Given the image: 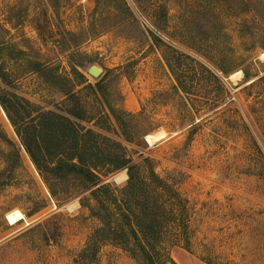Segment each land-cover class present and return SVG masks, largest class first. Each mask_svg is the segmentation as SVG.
<instances>
[{"label":"rangeland","instance_id":"374dc122","mask_svg":"<svg viewBox=\"0 0 264 264\" xmlns=\"http://www.w3.org/2000/svg\"><path fill=\"white\" fill-rule=\"evenodd\" d=\"M263 53L264 0H0V95L19 124L69 121L184 199L158 264H264ZM64 176L53 195L0 104V264H76L99 240L91 191ZM89 262L141 264L109 240Z\"/></svg>","mask_w":264,"mask_h":264},{"label":"trees","instance_id":"16d2710c","mask_svg":"<svg viewBox=\"0 0 264 264\" xmlns=\"http://www.w3.org/2000/svg\"><path fill=\"white\" fill-rule=\"evenodd\" d=\"M178 65L181 67V64ZM170 69L181 83L174 67L170 65ZM79 77L84 80L83 76ZM180 87L186 91L183 84ZM0 104L32 163L40 173L46 174L44 180L51 193L55 195L56 183L63 182L64 175L69 174L83 183L96 201L98 210H94V216L101 222V228L96 231L99 240L82 252L76 264L96 261L100 241L108 240L124 245L141 264H158L161 261L155 244L164 239L165 225L180 223L186 212L184 199L178 191L153 169L143 172L139 165L132 162L126 150L116 143L81 130L50 113H37L19 124L8 107L7 98L0 95ZM20 105L24 110L33 109L23 103ZM110 109L115 121L125 129L124 135L128 136L129 125L119 112ZM48 144H52L56 150H51ZM46 165L47 170H44ZM100 170L104 171L103 175L99 173ZM123 170L128 173L123 188H114L103 182V177ZM131 239L136 242L134 247ZM90 254L92 259L88 260Z\"/></svg>","mask_w":264,"mask_h":264},{"label":"bare ground","instance_id":"6f19581e","mask_svg":"<svg viewBox=\"0 0 264 264\" xmlns=\"http://www.w3.org/2000/svg\"><path fill=\"white\" fill-rule=\"evenodd\" d=\"M263 58H264V53L262 54ZM241 75L240 72H236L234 74L231 75V78H236L239 77ZM165 135L164 133H157V134H152V135H148L146 137V141L149 143L150 146L154 145L155 143L161 141L162 139H164Z\"/></svg>","mask_w":264,"mask_h":264},{"label":"water","instance_id":"95a60500","mask_svg":"<svg viewBox=\"0 0 264 264\" xmlns=\"http://www.w3.org/2000/svg\"><path fill=\"white\" fill-rule=\"evenodd\" d=\"M89 73L94 76V77H99L101 75V72L100 70H98L96 67H92L90 70H89ZM148 143V142H147ZM149 144V143H148Z\"/></svg>","mask_w":264,"mask_h":264},{"label":"built area","instance_id":"2783aa9c","mask_svg":"<svg viewBox=\"0 0 264 264\" xmlns=\"http://www.w3.org/2000/svg\"><path fill=\"white\" fill-rule=\"evenodd\" d=\"M83 2H85L86 0H82Z\"/></svg>","mask_w":264,"mask_h":264}]
</instances>
